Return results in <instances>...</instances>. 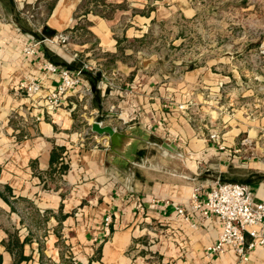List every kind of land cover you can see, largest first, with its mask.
Returning a JSON list of instances; mask_svg holds the SVG:
<instances>
[{"label":"crops","instance_id":"1","mask_svg":"<svg viewBox=\"0 0 264 264\" xmlns=\"http://www.w3.org/2000/svg\"><path fill=\"white\" fill-rule=\"evenodd\" d=\"M104 2L110 8L86 0H0V264H235L230 248L207 253L221 222L191 214L188 199L199 185L204 200L221 176L248 186L255 203L264 196L260 162L245 161L246 150L234 149L241 134L256 142L264 137L263 113L245 119L215 107L234 74L248 73L247 63L226 59L177 74L158 72L154 55L138 44L169 12L150 0ZM59 35L67 37L65 46L48 41ZM45 62L69 70L86 62L93 70L53 108L44 100L58 79L41 73ZM27 76L41 83L31 98L16 88ZM95 122L130 128L136 140L123 158L103 159L107 138L87 135ZM213 132L225 151L209 138ZM90 137L92 146L85 144ZM232 149L239 154L227 158ZM203 157L217 160L207 166L215 175L206 181ZM239 169H252V176L238 182ZM247 264H264V248L252 250Z\"/></svg>","mask_w":264,"mask_h":264},{"label":"rangeland","instance_id":"2","mask_svg":"<svg viewBox=\"0 0 264 264\" xmlns=\"http://www.w3.org/2000/svg\"><path fill=\"white\" fill-rule=\"evenodd\" d=\"M150 1L160 10L169 12L164 20L159 18L149 25L147 39L138 44V48L146 50L145 55H154L152 60L155 61L152 65L158 68L156 71L164 70L177 74L194 66L218 62L224 64L226 59H230L235 66L242 62L247 63L248 73L234 74L235 79L229 84L228 89L219 92L221 97L217 98L218 103L215 107L223 113H234L245 119L259 113H263L264 116V55L258 53L259 50H264V44L260 47L264 40V0ZM46 4L44 2L39 5L41 11ZM248 50L251 51L247 54ZM223 71H226V67L221 71L222 74ZM78 127L81 129L82 125L78 124ZM87 132L88 136L96 135L89 133L90 130ZM260 135H264V132ZM87 142L91 146L95 143L92 137L86 140L85 144ZM239 143L234 149L241 152L244 148L245 161H259L264 174V137L256 142L246 134H241ZM258 148L262 149L258 151L260 154L256 153ZM233 151L232 149L226 157L239 154ZM201 161L203 172L201 177L206 181L211 179L210 175H215L211 169L205 171L208 169L207 166L216 163L217 160L215 158L206 160L203 157ZM251 171L253 170H234L236 173L234 176L241 182L252 176L249 173ZM221 177L222 183L231 182L224 176ZM204 184L207 188L213 186L209 182ZM1 217L0 211V221Z\"/></svg>","mask_w":264,"mask_h":264},{"label":"built area","instance_id":"3","mask_svg":"<svg viewBox=\"0 0 264 264\" xmlns=\"http://www.w3.org/2000/svg\"><path fill=\"white\" fill-rule=\"evenodd\" d=\"M48 41L65 46L67 37L59 35L54 40ZM26 52L33 53V50L28 48ZM92 70L93 68L86 62L81 63L74 70L58 67L51 62L43 63L41 73L45 76H56L58 79L56 87L45 97V104L53 108L60 106L67 95L80 85L84 73ZM16 88L27 98H31L40 92L41 83L27 76ZM99 125L103 126L101 122ZM209 138L215 142L220 151L226 150L217 133L213 132ZM201 191V186L193 187L188 199L189 212L198 213L202 219L216 216L221 222V232L217 242L206 248L207 253L222 254L227 247L236 257L235 264H247L252 250L264 248V196L260 202L255 203L250 188L235 183H218L206 194L204 200L200 199ZM138 208L141 209L140 204ZM174 209L183 222L189 223L191 228H196L197 223L190 220L184 208L175 206ZM110 225L111 216L107 215L103 222L105 238L110 236Z\"/></svg>","mask_w":264,"mask_h":264},{"label":"water","instance_id":"4","mask_svg":"<svg viewBox=\"0 0 264 264\" xmlns=\"http://www.w3.org/2000/svg\"><path fill=\"white\" fill-rule=\"evenodd\" d=\"M90 133L107 138L108 147L102 152L103 159L107 162H113L116 158H123L128 148L136 140V138L130 134V128L115 130L110 126L99 125L97 122L91 124ZM162 147L172 154H176L174 146L164 144Z\"/></svg>","mask_w":264,"mask_h":264},{"label":"trees","instance_id":"5","mask_svg":"<svg viewBox=\"0 0 264 264\" xmlns=\"http://www.w3.org/2000/svg\"><path fill=\"white\" fill-rule=\"evenodd\" d=\"M86 1H89V3H94V5H102V6H105V7H108V8H110V4L108 5V4H105V2H104V0H86ZM111 11H113V9H110V12ZM99 14H101V12L100 11H97ZM110 14V13H109ZM109 14L107 15V16H109ZM102 15V14H101ZM46 27H43V31H46ZM58 151H59V153L58 154H60L61 152H63V148H58L57 149ZM55 162V160H52L51 159V163H54ZM67 169V166H65V165H61L60 166V170H66ZM0 262H1V256H0Z\"/></svg>","mask_w":264,"mask_h":264}]
</instances>
